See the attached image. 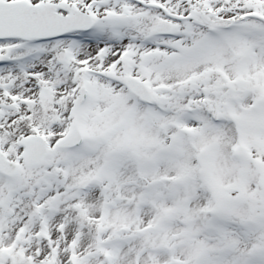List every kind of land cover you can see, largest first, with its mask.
<instances>
[{"label":"snow or ice","instance_id":"6c2138e0","mask_svg":"<svg viewBox=\"0 0 264 264\" xmlns=\"http://www.w3.org/2000/svg\"><path fill=\"white\" fill-rule=\"evenodd\" d=\"M0 264H264V0H0Z\"/></svg>","mask_w":264,"mask_h":264}]
</instances>
